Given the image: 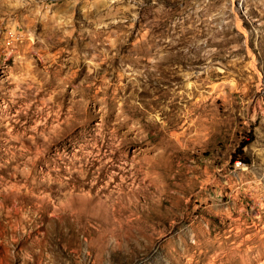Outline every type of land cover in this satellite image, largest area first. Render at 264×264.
I'll use <instances>...</instances> for the list:
<instances>
[{"label": "rangeland", "instance_id": "1", "mask_svg": "<svg viewBox=\"0 0 264 264\" xmlns=\"http://www.w3.org/2000/svg\"><path fill=\"white\" fill-rule=\"evenodd\" d=\"M0 264H264V0H0Z\"/></svg>", "mask_w": 264, "mask_h": 264}, {"label": "built area", "instance_id": "2", "mask_svg": "<svg viewBox=\"0 0 264 264\" xmlns=\"http://www.w3.org/2000/svg\"><path fill=\"white\" fill-rule=\"evenodd\" d=\"M11 31H13V30H11ZM13 32H15V31H13Z\"/></svg>", "mask_w": 264, "mask_h": 264}]
</instances>
